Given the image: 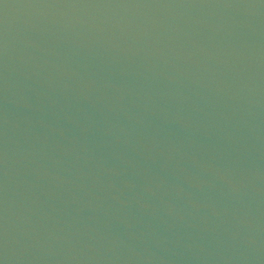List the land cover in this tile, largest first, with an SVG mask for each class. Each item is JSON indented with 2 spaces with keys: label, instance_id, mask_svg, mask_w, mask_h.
I'll list each match as a JSON object with an SVG mask.
<instances>
[{
  "label": "water",
  "instance_id": "water-1",
  "mask_svg": "<svg viewBox=\"0 0 264 264\" xmlns=\"http://www.w3.org/2000/svg\"><path fill=\"white\" fill-rule=\"evenodd\" d=\"M0 264H264V0H0Z\"/></svg>",
  "mask_w": 264,
  "mask_h": 264
}]
</instances>
